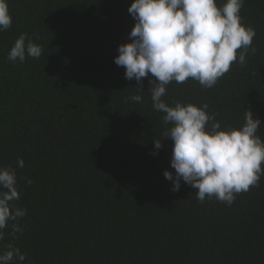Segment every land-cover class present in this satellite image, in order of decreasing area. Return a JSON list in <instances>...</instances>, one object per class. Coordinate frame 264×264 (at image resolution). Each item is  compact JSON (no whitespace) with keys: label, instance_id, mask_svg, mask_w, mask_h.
<instances>
[{"label":"trees","instance_id":"trees-1","mask_svg":"<svg viewBox=\"0 0 264 264\" xmlns=\"http://www.w3.org/2000/svg\"><path fill=\"white\" fill-rule=\"evenodd\" d=\"M131 3L8 0L0 167L16 170L15 203L26 214L23 231L6 228L3 244L19 248L24 264H264V175L230 206L215 197L201 203L183 181L174 192L164 178L174 174L163 135L170 125L152 107L148 78L126 80L114 63L117 47L130 42ZM240 15L256 32L246 63H233L207 89L173 81L162 99L207 104L222 130L242 126L250 110L264 141V0H244ZM22 33L43 51L13 63L7 55ZM154 140H164L161 149Z\"/></svg>","mask_w":264,"mask_h":264},{"label":"clouds","instance_id":"clouds-1","mask_svg":"<svg viewBox=\"0 0 264 264\" xmlns=\"http://www.w3.org/2000/svg\"><path fill=\"white\" fill-rule=\"evenodd\" d=\"M243 5L244 0H226L222 7L216 0H132L127 9L135 21L128 34L130 42L119 45L114 57V63L124 68L126 80L142 85L148 78L152 107L164 114L163 124L170 125L163 135L172 141L174 174L165 170L164 178L172 182L174 192L181 181L194 188L201 203L215 197L230 206L237 194L258 185L264 175V141L257 135L262 123L247 110L242 126L222 130L207 104L169 106L162 98L173 81L192 79L202 88H211L233 63H246L249 49L255 53L256 32L242 24ZM11 25L8 0H0V32ZM42 51L31 39L26 42L22 33L7 60L23 63L26 57L39 58ZM129 99L142 102L140 95ZM164 140H154V148L161 149ZM23 166V160H18L17 167ZM19 198L16 170L0 167V264H24L26 259L19 248L3 244L6 228H11L13 236L23 231L19 220L26 212L16 206Z\"/></svg>","mask_w":264,"mask_h":264}]
</instances>
